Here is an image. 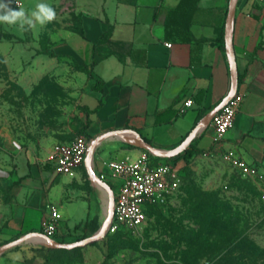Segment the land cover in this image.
I'll return each instance as SVG.
<instances>
[{
  "label": "crops",
  "instance_id": "crops-1",
  "mask_svg": "<svg viewBox=\"0 0 264 264\" xmlns=\"http://www.w3.org/2000/svg\"><path fill=\"white\" fill-rule=\"evenodd\" d=\"M229 1L43 0L54 7L56 20L28 31L18 25L6 29L15 39H2L1 45L59 50L78 67L88 69L90 74L80 71L86 88L79 119L72 126L76 134L84 135L89 121L86 135L91 140L110 131L132 129L155 147L172 150L230 91L225 47ZM39 2L12 0L10 7L30 13ZM233 42L243 78L239 91L246 95L236 125L218 139L210 124L191 145L216 159H224L228 151L236 152L258 170L256 177L264 183V4L239 0ZM40 55L55 58L58 54ZM189 99L192 106L181 113ZM120 140L124 139L104 141L94 156L96 173L117 186L121 180L107 164L142 156L123 149ZM13 157L0 158V245L43 232L51 206L62 214L55 240L82 238L73 234L78 236L79 226L90 218L86 166L66 175L57 171L54 161L35 153ZM26 258L25 251L16 246L0 257V264H29Z\"/></svg>",
  "mask_w": 264,
  "mask_h": 264
},
{
  "label": "rangeland",
  "instance_id": "rangeland-1",
  "mask_svg": "<svg viewBox=\"0 0 264 264\" xmlns=\"http://www.w3.org/2000/svg\"><path fill=\"white\" fill-rule=\"evenodd\" d=\"M1 25L4 31L15 26ZM38 51L58 55L50 58L37 55ZM80 71L59 50L13 48L0 41V158L32 152L53 161L60 145L81 135L72 128L86 88ZM119 145L145 155L152 165L172 166L176 189L147 205L148 219L141 227L111 228L102 239L74 250L32 242L19 245L29 264H264L260 178L244 176L212 155L168 159L126 140ZM83 171L91 212L79 226L81 233L74 232L76 238L101 229L108 202V195L91 184L86 168ZM105 181L118 190L110 179Z\"/></svg>",
  "mask_w": 264,
  "mask_h": 264
},
{
  "label": "built area",
  "instance_id": "built-area-1",
  "mask_svg": "<svg viewBox=\"0 0 264 264\" xmlns=\"http://www.w3.org/2000/svg\"><path fill=\"white\" fill-rule=\"evenodd\" d=\"M252 1L264 4V0ZM167 46L172 47V44ZM245 97L244 92L238 91L214 117L212 125L218 139H222L235 127ZM192 104V100H187L181 113H184ZM91 141L86 135H80L60 145L53 157L57 171L66 175H74L79 167L85 166ZM224 160L244 176L258 175V170L241 159L234 151H228ZM107 166L112 175L121 180L118 190L114 191V218L110 229H116L119 226L141 227L148 219L147 205L166 197L177 187V173L173 167L168 164L152 165L145 155L136 160L113 161ZM49 210V218L42 233L55 239L62 214L56 206H51Z\"/></svg>",
  "mask_w": 264,
  "mask_h": 264
},
{
  "label": "water",
  "instance_id": "water-1",
  "mask_svg": "<svg viewBox=\"0 0 264 264\" xmlns=\"http://www.w3.org/2000/svg\"><path fill=\"white\" fill-rule=\"evenodd\" d=\"M239 0H230L228 7V14L225 26V47L226 52L230 62V72H231V88L228 95L223 99V101L217 105L212 111H210L203 119L200 121L199 125L194 129V131L176 148L172 150H164L155 147L153 144L146 142L140 133L132 129H124L118 131L107 132L95 139H92L91 145L88 150V154L85 161V166L89 175V179L92 184L98 186L103 192L108 195V202L106 207V218L101 229L94 235L87 237L85 239L75 241V242H60L55 239L50 238L46 234L35 231L28 233L18 239L10 241L8 243L0 245V257L9 249L23 245L30 242L34 237H39L45 241L42 246L49 248H54L56 250H74L77 248H82L92 242L102 239L105 237L107 232L110 230L111 224L114 218V204H115V192L112 186L107 183L103 178L99 177L94 168V156L99 148V146L106 140L112 138L122 139V136L131 135L135 137V141L131 142L136 147L153 153L159 158H177L179 155L183 154L192 144L193 140L198 136V134L207 126L212 124V121L216 114L230 102V100L239 91V71L237 66V58L234 49L233 34H234V19L237 10Z\"/></svg>",
  "mask_w": 264,
  "mask_h": 264
},
{
  "label": "clouds",
  "instance_id": "clouds-1",
  "mask_svg": "<svg viewBox=\"0 0 264 264\" xmlns=\"http://www.w3.org/2000/svg\"><path fill=\"white\" fill-rule=\"evenodd\" d=\"M12 0L4 3L0 0V23L18 25L22 31L35 29L37 25L44 26L56 20L57 13L53 6L43 2L37 3L30 13L18 6V10L10 7Z\"/></svg>",
  "mask_w": 264,
  "mask_h": 264
},
{
  "label": "trees",
  "instance_id": "trees-1",
  "mask_svg": "<svg viewBox=\"0 0 264 264\" xmlns=\"http://www.w3.org/2000/svg\"><path fill=\"white\" fill-rule=\"evenodd\" d=\"M227 13H228V11H227ZM2 39H5V40H13V39H15V35L12 34V33L7 32V31H4V30H2V29L0 28V41H1ZM223 48H224V45H223ZM40 54H43V52L38 51V52H37V55H40ZM50 56L54 57L55 55H54V54H50ZM79 69H80L81 71H84V72L89 73V71H88V69H87L86 67L79 66ZM89 74H90V73H89ZM242 80H243L242 76H239V83H240V84H241ZM93 89H95V90H99L98 87H97L96 85L93 86ZM86 113H87V115H89V114L91 113V111H90L89 109H87V110H86ZM88 126H89V121H87V122L85 123V125H84V129H83V132L85 133L84 135L87 134L86 132H87V128H88ZM86 136H87V135H86ZM141 136H142V135H141ZM142 138H143L146 142L152 144V142H151L150 140L145 139L143 136H142ZM201 153H204V150L198 149V148L194 147L193 145H191V146H190V147H189V148H188L183 154L179 155L176 159H179V158L191 159V158L194 157L196 154H201ZM112 188H113V187H112ZM82 239H85V238H80V239H78V241H79V240H82Z\"/></svg>",
  "mask_w": 264,
  "mask_h": 264
},
{
  "label": "bare ground",
  "instance_id": "bare-ground-1",
  "mask_svg": "<svg viewBox=\"0 0 264 264\" xmlns=\"http://www.w3.org/2000/svg\"><path fill=\"white\" fill-rule=\"evenodd\" d=\"M121 138L129 142L135 141V137L131 135H125V136H122ZM30 242L35 243L37 245H43L45 243V241L39 237L32 238Z\"/></svg>",
  "mask_w": 264,
  "mask_h": 264
}]
</instances>
